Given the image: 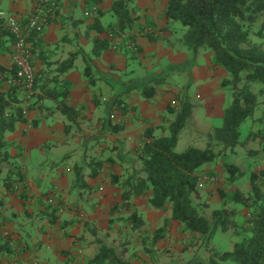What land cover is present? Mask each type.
<instances>
[{"label":"crops","instance_id":"0c3cea01","mask_svg":"<svg viewBox=\"0 0 264 264\" xmlns=\"http://www.w3.org/2000/svg\"><path fill=\"white\" fill-rule=\"evenodd\" d=\"M36 1L0 0V12L24 22ZM59 1L58 15L45 29L34 55L36 76L40 78L35 91L42 100L26 101L19 87L27 122L18 124L7 135L10 162L16 169L12 171L11 165L6 164L0 179V241L10 240L14 252L4 256L2 264H73L64 255L68 251L72 256L81 252L76 248L79 247L76 238L86 234L87 224L106 228L102 223L103 208L121 204V198L113 203L114 192H121L112 184L111 177L125 174L129 163L135 161L145 131L153 128L155 135H165L184 100L193 107L191 118H198L195 101L203 99L206 113L201 118L208 129L204 134L199 133L193 120L192 127L196 130L192 129L200 136H208L214 128L222 126L227 109L222 85L229 79L228 72L213 66L209 51L201 49L194 54L186 48L178 33L182 26L165 17L169 0H138L133 6L137 22L124 38L131 36L138 45L135 57L110 48L102 51L99 58L92 56L94 42L111 40L107 27L117 26V19L111 13L116 0ZM96 23L104 31L93 28ZM146 29L155 31V40L145 35ZM10 34L0 21V68L7 70L0 74L5 78L0 89L5 92L17 87L9 83L13 77L10 70L14 50V37ZM85 55L93 58L90 78L85 75ZM156 80L159 83L153 86V97H144V90ZM63 83L70 87L68 98L49 97L50 91L60 92ZM191 86L198 87V92L192 94ZM261 118L264 116L254 118L251 124L255 126ZM35 121H39L37 127L33 126ZM93 149L100 153L89 157L90 161L95 158L104 163L96 179L88 177L91 170L86 158V152ZM104 150H107L105 154ZM263 155L264 152L261 158ZM219 163L203 166L201 177L212 172L216 176L227 174ZM80 164L85 165L83 174L88 189L75 188V167ZM9 173L14 181L10 189L6 187ZM50 195L63 207L61 212H51L52 216L44 207L45 198ZM140 199L143 198L134 201L139 211L143 205ZM86 202L93 207L88 212L87 223L80 229L76 220L86 213L78 216L69 209L74 204L86 208ZM143 208L141 212L147 215L144 218L150 224V217L156 211ZM110 213L111 208L107 210ZM48 217L52 224L43 221L39 225L41 219ZM99 248L92 245L86 251L93 250L96 256Z\"/></svg>","mask_w":264,"mask_h":264},{"label":"trees","instance_id":"16d2710c","mask_svg":"<svg viewBox=\"0 0 264 264\" xmlns=\"http://www.w3.org/2000/svg\"><path fill=\"white\" fill-rule=\"evenodd\" d=\"M137 1L116 0L113 3L111 13L117 19V26L107 27L113 38L109 41L95 40L93 57L99 58L102 51L112 47L115 39H123L133 29L137 22L133 6ZM165 17L171 23L182 26L183 41L190 51L194 54L201 49L209 51L213 57V66L223 67L228 72L229 79L223 84L232 87L233 101L225 111L222 126L208 134L205 149L188 146L178 151L181 134L192 116L193 107L188 100L182 101L178 112L171 111L175 118L170 121L165 135L157 136L155 129H147L136 149L135 161L129 163L125 174L111 177L112 184L121 190V204L113 207L111 213L118 208L133 211L129 218L133 230L139 231L144 222L135 209L134 201L148 197L151 208L169 214L164 227L153 234L152 241L155 244L163 239L166 227L175 221L181 223L182 233L194 234L196 240H200L206 247L211 245L218 233H230L237 238L232 250L213 248L209 260H201L197 264H264V171L251 175L252 189L248 194L239 190L220 191L221 208L213 210L210 216L205 212L209 202L201 201L199 190L201 168L219 160L224 162L222 168L228 174L231 185L244 176L237 164L227 162L226 159L236 155L238 147L243 146L242 127L254 118L261 104L252 87L255 84L264 85V0H169ZM93 28L104 31L97 23ZM10 35L13 36L12 33ZM145 35L155 40L153 35ZM127 38H124L126 42H134L133 37ZM256 39L262 42L258 43ZM123 50L124 54L133 57L138 53L125 47ZM92 59L85 57V75L89 78L92 76ZM6 72L0 68V74ZM10 73L14 71L11 69ZM39 80L36 76V89ZM158 83L157 80L152 82L144 90V97L152 98L153 86ZM61 88L60 92L57 89L50 91L49 97L68 98L69 85L63 83ZM20 91L19 87H12L7 92L0 89V179L6 164L11 165L12 171L16 169L10 162L7 135L13 133L18 124L27 122L26 109L19 99ZM34 98L38 102L42 100L38 94ZM122 108L125 110L126 107ZM43 110L40 108V111ZM38 125L39 121L33 123L34 127ZM66 133L69 134V129H66ZM249 135L252 139L264 138V135L256 132ZM261 146L264 152V143ZM103 164L92 158L88 163L91 170L88 177L96 179ZM84 166L80 164L75 167L77 190L88 189L83 174ZM17 174L22 178L20 172ZM8 175L6 187L10 189L14 181L12 173ZM56 205L54 214L60 212L58 206L62 207L60 203ZM241 217L245 220L240 222ZM9 241H0V264L4 256L14 252ZM95 243L100 248L91 264H130L122 260L116 250L101 238L97 237Z\"/></svg>","mask_w":264,"mask_h":264},{"label":"rangeland","instance_id":"374dc122","mask_svg":"<svg viewBox=\"0 0 264 264\" xmlns=\"http://www.w3.org/2000/svg\"><path fill=\"white\" fill-rule=\"evenodd\" d=\"M136 3H134L135 5ZM135 7V6H134ZM179 36L183 37V31H178ZM258 43H261V40L256 39ZM188 49V47H186ZM189 50V49H188ZM91 56V55H90ZM90 56H84L83 60L85 62V57ZM86 63V62H85ZM93 70V68H92ZM177 72V71H176ZM181 73V72H180ZM94 76V75H93ZM160 78H162L160 76ZM181 81L182 78L180 77ZM222 89L224 92H226V108L232 103L233 101V91L232 87L230 85H222ZM253 91L258 94L259 100L261 102L254 118L257 119V117L264 116V85L263 84H255L252 87ZM198 87L191 86L190 92L192 94L197 93ZM196 106L199 108L198 110V118H190L188 120V124L185 128V134H181L178 151H183L188 146H193L199 149H205L208 144V138L207 136H200L196 134L193 131L192 127V120L198 129L199 133H205L208 129V126H206L201 118L202 115L206 113L205 108H203V99L196 100ZM181 107V105H180ZM202 114V115H201ZM253 118V119H254ZM248 120L245 125H243V135H242V144L243 146L238 147L236 155H233L229 158H227V162L235 163L237 166L244 172V176L235 184H230L228 181V175L220 173L219 176H216V174H205V176L200 175L199 180V190L201 191L202 200L209 202V208L205 209V212L208 216L211 215L212 211L215 209L221 208V202H220V191H234L239 190L244 194H248L251 189V181L250 177L253 173H260L264 171V158H261V153H263V146H261L264 143V138L260 139H252V137L249 135V133H253L251 127L255 129L254 131L258 134L264 135V118L260 123H257L255 126L252 125V120ZM222 122V121H221ZM220 124V123H219ZM168 125V124H166ZM193 128V129H192ZM163 129V126L162 128ZM196 130V129H194ZM254 132V133H255ZM189 138V139H188ZM192 144V145H190ZM129 150L125 149V152H128ZM107 150H104L102 153L105 154ZM84 153V152H83ZM100 150L93 149L86 152V158L88 161H90V158L94 155H99ZM85 154V153H84ZM106 155H109L106 153ZM264 156V155H263ZM90 157V158H89ZM219 165H223L224 162L222 160H219ZM129 167V166H128ZM128 168H126L127 170ZM264 188V185H263ZM121 192L120 188H118ZM119 192H114L113 203H118ZM46 196V195H45ZM44 196V197H45ZM48 197V196H47ZM46 197V198H47ZM45 198V199H46ZM50 198L54 199L55 204H58L56 199L50 195ZM147 202L148 197H143V199H140V204L143 203V205L140 206V211L138 210V206L136 207V210L141 216V219L144 222L143 227L139 231H134L132 223L130 221V215L133 211H125L122 209L115 210L113 213L107 214V210L109 212V209L116 207L110 205L105 206L103 208L102 212V218L104 215V222L103 224H106V228H101L98 226H95L94 224L88 223L87 225V232L85 235L80 234L78 241H79V248L77 250H81L77 256H72V254L68 251L64 257H68V261H72L73 264H91V260L94 258L95 254L94 251H86L90 246L94 245L98 248V244L95 243L96 238H101L105 244L108 246L113 247L116 250L117 255L124 261L129 262L130 264H197L199 261H205L207 262L209 258L213 255V248L220 249L221 251H230L234 248V245L237 241L236 237H233L230 233L222 234L218 233L211 245L209 247H206L204 243H202L200 240H196V236L192 233H182L181 232V226H178L175 221L169 224L168 227H166L164 234V237L161 241L158 243H154L152 241L153 234L164 227L166 220L169 218V214L165 211H158L150 207L149 203ZM120 205V203H118ZM49 206V207H48ZM68 205H66L67 208ZM86 208H83L79 205H73V207H70L69 211L71 213H75V215H78V213H86V216L81 215L76 221L81 225L84 223H87L89 216L88 212L91 211V205H88V202L85 203ZM45 210H47V213H49L51 216V212L53 213L54 209L56 208L55 205H49L48 203L44 204ZM75 207H78V209H75ZM145 209H151L155 210L153 215L150 217V224L146 221L147 215H144L141 211ZM81 208V211L79 210ZM79 214V215H80ZM78 215V216H79ZM77 216V217H78ZM145 216V218H144ZM53 220L56 219V216L53 215ZM32 218V217H30ZM58 218V217H57ZM145 219V220H144ZM244 217H241L240 222L244 221ZM50 222L52 219L44 218L39 221V225L43 222ZM51 224L53 222H50ZM94 231V232H93ZM96 233V234H94ZM154 243V244H153ZM88 252V253H87ZM70 255L72 256L73 260H71ZM59 264V263H57ZM222 264H232V263H222Z\"/></svg>","mask_w":264,"mask_h":264},{"label":"built area","instance_id":"2783aa9c","mask_svg":"<svg viewBox=\"0 0 264 264\" xmlns=\"http://www.w3.org/2000/svg\"><path fill=\"white\" fill-rule=\"evenodd\" d=\"M59 9V0H37L24 22L16 16L0 12V21L13 34L15 39L12 56V70L14 73L9 83L22 88L25 93V100L28 102L33 100L36 95V72L34 66L36 46L40 43L39 41L42 39L47 26L56 19ZM145 33L154 35L155 31L146 29ZM124 47L132 52H138L139 49L135 42H126L124 38L115 39L111 49L120 51ZM4 79L0 75V82ZM173 104L176 105V102ZM45 202L49 205H56L54 199L50 197H47ZM58 209L61 212L63 207L58 206Z\"/></svg>","mask_w":264,"mask_h":264}]
</instances>
